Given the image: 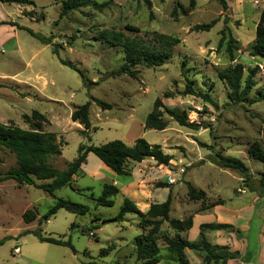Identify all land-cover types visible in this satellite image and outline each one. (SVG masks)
<instances>
[{"label":"rangeland","instance_id":"rangeland-1","mask_svg":"<svg viewBox=\"0 0 264 264\" xmlns=\"http://www.w3.org/2000/svg\"><path fill=\"white\" fill-rule=\"evenodd\" d=\"M33 1L34 4L0 2V22H5L0 24V123L29 129L24 115H31L33 110L43 113L48 122H41V129L54 132L62 142V154L52 160L59 170L68 168L81 144L100 145L115 139L133 145L137 138H144L160 144L173 159L168 165H158L153 158L133 162L132 175L126 176L114 172L91 152L72 184L54 194L18 184L11 178L0 181V239L10 236L0 245V264H140L135 239L143 229L138 217L127 213L122 222L108 220L120 213L125 196L149 204L161 196L166 200L171 192L176 202L170 214L177 217L185 202H194L188 197L187 182L204 190L218 181L224 196L237 198L245 196L236 193L238 188H246L248 195L250 189L264 190L260 175L264 163L249 154L255 141L264 148V99L254 102L264 95V58L251 54L264 0H226V10L218 0H150V5L147 0H94L109 4L102 10L91 5L64 15L62 1ZM215 18L219 21L210 31L193 30L196 24ZM126 25L138 27L139 32L126 29ZM105 28L121 30L147 42L156 33L171 35L180 42L164 65H139L136 77L118 75L124 53L121 47L97 38ZM28 29L51 37L52 43L46 44ZM229 35L237 41L234 60L227 50ZM55 43L60 45L59 55L54 53ZM60 58L72 61L77 69L63 64ZM236 63L244 66L242 87L251 69L256 71L255 86L245 102L238 104L231 100L228 86L219 77L220 70ZM182 70L194 90L208 92L218 108L198 94H183L186 81ZM107 73L111 75L102 79ZM167 91L173 96L164 97ZM158 98L165 107L186 111L188 119L198 127L180 126L165 114L168 126L164 130L146 129V117ZM95 99L112 108L103 109ZM87 101L91 128L85 130L72 120L71 114ZM216 151L241 159L249 174L213 163ZM14 166L15 155L0 149V173L4 175ZM105 183L119 187L113 206L96 204L95 198L102 194ZM262 197L260 208H264ZM59 198L88 205L89 212L78 215L60 209L46 220L44 217ZM147 207L141 205L144 211ZM27 209L37 212L31 223L23 218ZM36 229L45 236L71 237L77 253L27 233ZM162 229L172 236L168 221ZM158 244L161 251L165 249L162 238ZM16 246L21 248V254L13 252ZM109 246L113 249L102 255V249Z\"/></svg>","mask_w":264,"mask_h":264},{"label":"trees","instance_id":"trees-1","mask_svg":"<svg viewBox=\"0 0 264 264\" xmlns=\"http://www.w3.org/2000/svg\"><path fill=\"white\" fill-rule=\"evenodd\" d=\"M62 1L61 15L67 14L70 11L77 10L80 7L93 5L96 9H104L109 2H96L94 0H54ZM223 8L227 9L226 0H218ZM2 3H18V4H34L33 0H0ZM150 5V0H147ZM219 21L218 18L206 23H199L193 27L195 31H210ZM5 22H0L3 24ZM16 25V24H14ZM24 28L25 27H21ZM133 32H139V28L126 25L125 27ZM28 31L34 37L39 38L46 44L52 43L51 37H45L41 34L35 33L31 29ZM97 38L113 47H121L124 53V62L116 71V74H127L131 77H136L139 73L138 66L144 65L147 67H159L164 65L173 56L174 47L180 40L171 35L164 33H156L151 42L144 41L138 36L126 35L124 31L115 29H102L97 33ZM224 42V36L220 38L219 45ZM236 39L229 35L226 42L227 50L230 54L231 60H234V51L237 49ZM54 53L59 55L60 45L53 44ZM253 56H260L264 58V6L260 13V19L256 30V40L252 45ZM61 62L73 69H77L72 61L60 58ZM182 74L185 78V95H199L205 102L210 103L215 108H218V103L211 97L208 92L197 93L192 85V81L187 77L184 70ZM255 69H251L246 84L242 87V78L244 75V66L242 63H236L219 71V77L226 83L230 93L231 100L238 104L245 102L246 95L250 89L255 86L254 76ZM83 76V74H82ZM84 77V76H83ZM96 83V82H95ZM173 96L171 91L164 93V97L170 98ZM264 99V95L255 99L254 102ZM96 103L103 109H110L112 105L95 99ZM164 107V110L162 109ZM90 101L75 107L71 114L73 121L79 122L83 125L85 130L91 128L90 119ZM165 114L173 118L180 126L196 129L199 124L188 119V113L177 108H169L163 105L160 98L156 99L153 110L147 115L145 120L146 129L164 130L168 126V120ZM26 122L30 128L25 129L13 124L0 123V149H7L16 158V166L11 167L4 175L0 173V181L5 179H14L18 184H29L43 190L46 193L54 194L57 190L71 185L75 175L81 171V167L87 161L89 153H94L103 163L119 175L131 176L130 165L133 162H142L147 158H153L158 165H168L173 157L165 153L160 144H153L144 138H137L133 145H128L122 140L115 139L104 144H81L78 148L77 157L69 163L68 168L59 170L53 166L52 160L61 155L62 142L58 141L54 132L44 131L41 129V122H48L47 117L39 112L33 110L31 115H24ZM249 154L252 158L264 163V148L255 141L249 148ZM212 162L224 169H237L242 173L249 174L248 166L239 158L225 156L220 151H216ZM261 185L264 187V170L260 173ZM44 181V182H38ZM163 187L167 184L161 185ZM188 197L191 200H206V192L199 189L191 182H187ZM119 187L115 184L105 183L103 192L99 197L95 198L96 204L99 206H113L114 197L119 194ZM223 203L221 199L214 200L208 204L212 207L216 204ZM172 204V194L169 193L167 199L163 202L152 203L149 210L142 211L136 202L130 197L123 198L121 211L115 217L108 219L109 221L122 222L127 213L135 214L139 219V224L143 229V233L136 237V260L140 264H157L159 262V254L161 248L158 240L162 238L165 241V250L175 255L177 264H190L189 259L185 253V248L193 250L204 251L205 264H226L232 258H239L237 253L231 252L227 247L212 246L205 241L204 237L198 243L189 241L181 235V232L186 231L192 227L193 219L189 216L183 220L170 218ZM65 209L78 215H85L89 212V206L81 203L69 201L64 198H59L56 203L50 208L46 216L49 220L52 215L56 214L58 210ZM24 221L31 223L37 218V212L33 209H27L23 214ZM42 222L43 219L41 218ZM165 221L170 223L174 231V235H170L162 229ZM234 228L227 224H204L201 226L204 229L217 228ZM71 228H75L72 224ZM166 232V233H165ZM237 234L241 231L236 229ZM33 233L41 242H48L59 246H66L77 253V250L72 242L71 237L68 239L57 238L53 236H45L40 230L27 231ZM10 237L6 236L0 239V245L5 243V240ZM113 249V246L104 248L101 251L102 255L108 254Z\"/></svg>","mask_w":264,"mask_h":264},{"label":"crops","instance_id":"crops-1","mask_svg":"<svg viewBox=\"0 0 264 264\" xmlns=\"http://www.w3.org/2000/svg\"><path fill=\"white\" fill-rule=\"evenodd\" d=\"M88 158L89 157H87V159ZM101 163H103V161H101ZM240 179H242V182L244 181L243 176H241ZM113 183H117V181H114ZM219 187L221 186L218 181L213 183L210 187L207 186L205 188L206 190L204 189L207 195L206 200H193L194 202L192 205L185 202L182 205V210L178 216L172 217L170 214V218L183 220L186 216H192V227L181 232V235L184 238L198 243L204 237L205 241L212 246L227 247L229 251L239 255V258H232L228 260L226 264H264V208L258 206L263 199L262 196L264 195V190L259 192L255 189H250L251 192L248 195L246 188H238L236 193L245 196L243 198H237L224 196ZM130 198L132 199V197ZM140 199H144L146 202L148 201L147 197H140ZM217 199H221L223 203L208 207L210 202ZM132 200H134V198ZM161 200L163 202L162 196L158 201H153V203H158ZM134 201L142 211H144L141 208L142 204L148 206L146 211L149 210L152 204L139 202L137 200ZM175 202V198L173 199L172 197L171 209ZM204 224H227L234 228L222 227L217 229H204V231H202L201 226ZM236 229H239L241 233L237 234ZM172 235H174V231ZM21 253L22 251L20 248V253L18 254ZM185 253L190 264H205L204 251L185 248ZM157 264H177V259L174 254L163 249L159 254V262Z\"/></svg>","mask_w":264,"mask_h":264},{"label":"built area","instance_id":"built-area-1","mask_svg":"<svg viewBox=\"0 0 264 264\" xmlns=\"http://www.w3.org/2000/svg\"><path fill=\"white\" fill-rule=\"evenodd\" d=\"M239 191H242V190H239ZM13 252H14L15 254L20 253V247H19V246H16V247L14 248Z\"/></svg>","mask_w":264,"mask_h":264},{"label":"water","instance_id":"water-1","mask_svg":"<svg viewBox=\"0 0 264 264\" xmlns=\"http://www.w3.org/2000/svg\"><path fill=\"white\" fill-rule=\"evenodd\" d=\"M110 75H111V73H107V74H105V75L102 77V79L105 78V77H107V76H110ZM245 264H252V263H245Z\"/></svg>","mask_w":264,"mask_h":264}]
</instances>
